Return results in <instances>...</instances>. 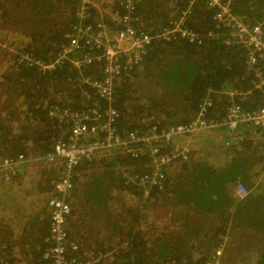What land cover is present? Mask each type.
I'll return each mask as SVG.
<instances>
[{"label": "trees", "instance_id": "16d2710c", "mask_svg": "<svg viewBox=\"0 0 264 264\" xmlns=\"http://www.w3.org/2000/svg\"><path fill=\"white\" fill-rule=\"evenodd\" d=\"M115 1L106 0L104 6L117 7ZM135 2L136 25L147 31L188 10L185 24L201 42L155 40L138 64L119 75L111 102L118 113V134L187 123L205 97L212 105L205 107L204 117L220 119L227 106L223 91L230 89L251 90L236 97L245 109L264 105V92L252 88L244 48L222 42L215 8L203 0ZM75 6V0L0 2V42L6 41L1 52L10 66L0 74V159L17 154L31 158L66 137L69 125L50 115V107L85 113L106 107L95 89L81 82L86 76L101 79L102 61L76 68L65 60L43 70L18 60L25 53L53 60L76 22ZM231 10L249 26L264 22V0H232ZM8 28L27 36V43L9 42ZM208 32H218L217 38ZM96 53L83 46L72 57ZM252 130L242 131L232 143L220 139L219 147L207 133L182 138L191 148L188 156L162 166L157 183L139 180L152 171L148 155L113 149L84 160L73 177L67 258L82 261L87 254L109 253L99 264H200L233 233L241 241L232 251L241 253L232 264H264V192L256 195L250 189L258 180L264 186V128ZM45 166L19 181L27 170L23 167L13 177L17 183L0 186V264H48L42 255L50 245L48 199L32 196L52 190L57 176L50 178L54 169ZM237 183L248 190L243 198L234 194Z\"/></svg>", "mask_w": 264, "mask_h": 264}, {"label": "built area", "instance_id": "2783aa9c", "mask_svg": "<svg viewBox=\"0 0 264 264\" xmlns=\"http://www.w3.org/2000/svg\"><path fill=\"white\" fill-rule=\"evenodd\" d=\"M3 0H0L2 2ZM74 14L76 22L66 34V42L53 60L45 62L29 54H21L19 61L36 64L43 70H51L58 63L68 61L73 67L92 61H102L101 79L81 78L95 89L97 95L106 103L105 109L93 108L89 113L74 111L71 108L50 107L49 114L58 121L69 125L66 137L58 139L51 150L34 157L37 163L53 167L58 171L52 182L53 196L48 208V235L50 245L43 251V258L48 264H99L110 257L104 255H86L78 261L67 258V217L72 210L71 196L73 177L79 173L77 167L86 159L103 156L113 149L133 156L148 155L152 171L150 175L140 177V183H157L163 178L161 167L171 160L189 154L187 139L189 135L226 127L238 135L242 130L264 128V105L255 109H245L236 97H242L251 90L230 89L223 91L227 97L225 114L220 119H206L205 107L211 106L210 98L202 99L198 114L184 124L167 125L157 130L155 127L145 131H128L125 136L117 133L115 120L117 110L111 105L117 78L133 65L138 64L147 48L155 40L171 41L184 38L200 43L197 33L186 26L188 10H182L165 26L152 31L142 30L136 25L135 0H116L104 6L102 11L97 4L104 5L106 0H75ZM196 0H190V4ZM210 8H215L213 19L218 28H222V42L227 45H239L244 48L245 61L253 74L252 88L264 92V22L259 21L249 26L243 23L231 10L232 0H203ZM93 9L95 11H93ZM218 33V32H217ZM217 33L208 32L207 36L217 38ZM83 46L98 51L94 55L85 54L78 59L72 56ZM167 148V149H166ZM30 157L23 154L6 156L0 159V181H10L15 174L29 162ZM54 168V167H53ZM234 193L244 197L248 190L240 183L235 185ZM72 247L75 246L70 243ZM222 244H218L210 258L200 264H221Z\"/></svg>", "mask_w": 264, "mask_h": 264}, {"label": "rangeland", "instance_id": "374dc122", "mask_svg": "<svg viewBox=\"0 0 264 264\" xmlns=\"http://www.w3.org/2000/svg\"><path fill=\"white\" fill-rule=\"evenodd\" d=\"M96 5H97V7H96V9L98 10V11H102V9L101 8H103L104 7V5H99V4H97L96 3ZM174 18V17H173ZM173 18H169V20L170 19H173ZM6 36H7V39H8V41L9 42H13V41H15L14 43H13V45H15V44H18V46H20V44L22 43V44H25V43H27V41H28V37L26 36H24V35H19L17 32H16V30H11V29H6ZM1 34V33H0ZM3 34V33H2ZM3 43L4 44H6V41H1L0 42V74L1 73H4V72H6V71H9L10 70V66H8L7 65V63H5L4 61V58H3V54H2V52H1V48L3 47ZM15 46H17V45H15ZM249 130H252V129H249ZM242 131H244V130H242ZM241 131V132H242ZM253 131V130H252ZM198 133H207V134H209L210 135V142H211V144L212 143H215L214 145L215 146H217V147H219V144L217 143V142H219L220 141V139H222V138H226L227 137V140H228V142L229 143H232L234 140H236L237 139V137H236V134H234V133H231V131L228 129V128H226V127H217V128H215V129H213V130H208V132L207 131H201V132H198ZM241 135V133L238 135V137ZM189 149H191V148H189ZM37 155H39V154H37ZM37 155H32V157L30 158V159H28L29 160V162L27 163V165H25V167H27V170H24V176H23V174H21V176H18V180L19 181H21L22 180V177H23V179L25 178V179H28L29 177H31L32 175H35L36 174V172H38L39 170H37L36 168H38V169H40V168H47L45 165H44V163H37L36 161H34V157L36 158V156ZM98 157H100V156H97L96 158H98ZM49 165H51V166H53L52 168L54 169L53 171H52V175H49L50 176V178L51 177H54V176H58L59 174H58V171L55 169V166L53 165V164H49ZM45 166V167H44ZM29 169H31V170H33V171H35V170H37V171H35V172H31ZM21 173H22V168L19 170ZM30 171V172H29ZM26 176V177H25ZM21 179V180H20ZM56 179V178H55ZM54 179V180H55ZM43 180H45V179H43ZM54 180H52V182L54 181ZM23 181V180H22ZM52 182H51V186H52ZM14 183H17L16 182V179H12V180H10V181H7V182H5V181H0V186H6L5 188H7L8 187V185H11V184H14ZM235 194V196L237 195L236 193H234ZM33 196V198H39V200H42V201H47V199H48V201H47V206L48 207H46L47 208V211H48V208H49V201L51 200V197L53 196V191L52 190H50V191H40V193H36L35 195H32ZM47 197V198H46ZM27 200H28V198H26ZM25 199V200H26ZM26 200V201H27ZM33 200V199H32ZM31 200V201H32ZM34 201V200H33ZM38 202H40V201H38ZM42 204V203H41ZM42 206V205H41ZM226 239H224V241H223V244H222V253H221V257H223V259H222V261H221V264H232V263H234L235 261H237V260H235V256L236 255H238V254H240L241 252H235V251H232V249L233 248H236V246H235V243H236V241H241V240H239V237H238V240H237V237H236V235H234L233 233H229V235L227 236L226 235ZM102 241H104V237L102 238ZM244 249V248H243ZM226 250H227V252H228V254L226 255V256H230V257H232L233 258V260L232 259H230L229 260V258L230 257H228V259H227V257L225 256V258H224V251L226 252ZM223 254V255H222ZM100 255H102V254H100ZM109 256V253L108 254H106V255H104V257H108Z\"/></svg>", "mask_w": 264, "mask_h": 264}, {"label": "crops", "instance_id": "0c3cea01", "mask_svg": "<svg viewBox=\"0 0 264 264\" xmlns=\"http://www.w3.org/2000/svg\"><path fill=\"white\" fill-rule=\"evenodd\" d=\"M258 183H260L259 182V180L258 181H256V183H255V185H253L250 189L251 190H253L254 192H255V194L257 195L258 193H260V192H264V186H262V189H261V185L259 184L258 185ZM250 190V191H251ZM240 198V197H239ZM238 198V199H239ZM241 198H243V197H241Z\"/></svg>", "mask_w": 264, "mask_h": 264}]
</instances>
